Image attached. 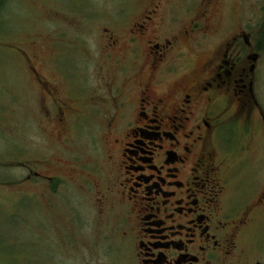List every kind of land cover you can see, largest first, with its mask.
<instances>
[{"label":"flooded vegetation","instance_id":"af4514ba","mask_svg":"<svg viewBox=\"0 0 264 264\" xmlns=\"http://www.w3.org/2000/svg\"><path fill=\"white\" fill-rule=\"evenodd\" d=\"M134 1L85 70L31 66L43 121L66 142L102 127L72 179L114 218L118 264H264V0Z\"/></svg>","mask_w":264,"mask_h":264},{"label":"rangeland","instance_id":"374dc122","mask_svg":"<svg viewBox=\"0 0 264 264\" xmlns=\"http://www.w3.org/2000/svg\"><path fill=\"white\" fill-rule=\"evenodd\" d=\"M134 3L4 0L0 11V264H118L121 243L114 218L108 219L107 214L98 218L95 195L80 185L83 177L72 179L75 159L90 174L96 167L102 127L84 126L79 139L70 127L71 141L59 139L57 130L43 121L31 66L50 81L60 79L63 70L65 74L85 70L87 56L96 55V48L104 43L94 35L96 28L120 7ZM54 40L59 52L52 56ZM95 63L90 66L93 74ZM91 80L94 84L95 77ZM73 214L79 226L76 238L70 225Z\"/></svg>","mask_w":264,"mask_h":264},{"label":"trees","instance_id":"16d2710c","mask_svg":"<svg viewBox=\"0 0 264 264\" xmlns=\"http://www.w3.org/2000/svg\"><path fill=\"white\" fill-rule=\"evenodd\" d=\"M3 5H4V0H0V11Z\"/></svg>","mask_w":264,"mask_h":264}]
</instances>
